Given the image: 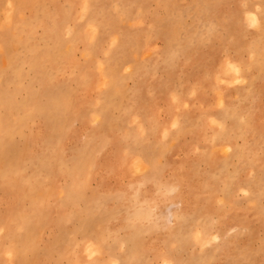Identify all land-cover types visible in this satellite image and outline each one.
Wrapping results in <instances>:
<instances>
[{
    "label": "rangeland",
    "instance_id": "1",
    "mask_svg": "<svg viewBox=\"0 0 264 264\" xmlns=\"http://www.w3.org/2000/svg\"><path fill=\"white\" fill-rule=\"evenodd\" d=\"M88 1L0 0V173L5 153L23 166L0 178V264L15 238L29 264H264V0H99L107 30ZM78 154L91 168L66 170Z\"/></svg>",
    "mask_w": 264,
    "mask_h": 264
},
{
    "label": "bare ground",
    "instance_id": "2",
    "mask_svg": "<svg viewBox=\"0 0 264 264\" xmlns=\"http://www.w3.org/2000/svg\"><path fill=\"white\" fill-rule=\"evenodd\" d=\"M86 1V0H85ZM98 3H99V0H92L91 2H87L85 5V9L84 10H86L88 13L90 12L91 13V18H89L90 20H89V22H90V25H91V27H93V30H94V28H95V30L97 29V27H103L104 28V25L99 21L100 19H98V16L97 15H95V11H97L98 10V8H97V5H98ZM117 3H119L120 4V2L119 1H117ZM84 5V4H83ZM83 10V9H82ZM89 13V14H90ZM103 13V12H102ZM255 18V17H254ZM258 18V17H257ZM103 19H105V18H103ZM257 20V19H256ZM1 21V20H0ZM50 25V24H49ZM108 25V24H107ZM68 27V26H67ZM54 28H56L55 30H54V33H53V36L56 38V39H59V30L61 29V28H59V23H57V25H56V27L55 26H53V29ZM107 27H105L104 29L105 30H107L106 29ZM53 29H51V30H53ZM49 31H50V29H48ZM20 31V29L19 28H14L13 29V32H19ZM65 31H68V30H66L65 29ZM64 31V32H65ZM71 32V31H70ZM95 32V31H94ZM108 31H105V33H107ZM16 33V34H17ZM47 33V32H46ZM66 33V32H65ZM94 35V34H93ZM92 35V36H93ZM24 37V36H23ZM2 38V37H1ZM93 38H94V36H93ZM116 39V38H115ZM22 41H23V38L21 39ZM115 42H116V40H114ZM61 44V43H60ZM127 44V41L125 40V42L123 41L121 44H119V47L120 48H123L125 45ZM116 47H118V46H116ZM68 48V47H67ZM66 48V49H67ZM169 48L171 49V46H169ZM108 55H109V58L107 59V64L109 65V73H110V76H111V81H106V80H104L105 81V86L106 87H108V91L109 90H113L112 88L113 87H111V86H114L115 84H116V81H114L115 80V77H116V70H117V68H116V65L114 66L113 65V63H114V50L113 51H111V52H108ZM107 55V56H108ZM106 56V57H107ZM99 63V62H98ZM12 65V63H10V66ZM103 68V67H102ZM96 84H95V88H96ZM2 88H3V83H2ZM101 90V89H100ZM107 90H105V91H107ZM54 91V90H53ZM105 91H100L99 92V96L97 97V99L95 100V102L97 103V104H103V106L100 108H96V110H95V116H96V119L95 118H93V116H92V118H93V120L95 119V121H98L99 119H100V116H101V109H103V115H104V118H109L108 117V108H109V102L107 103V97L105 96V94H106V92ZM107 91V92H108ZM125 95V94H124ZM64 97V96H63ZM31 99V98H30ZM77 99H78V101H77V104H76V112H78V114H76V118H78V117H81L82 118V122H84V123H86V121H88L89 119H87V118H85L84 117V115H83V109H85V107H86V104H88L90 101H88V102H81V99H82V97L81 96H79V95H77ZM63 100H66L65 99V97L63 98ZM62 100V101H63ZM66 105H67V102H65L64 103V105L62 106V108L63 109H65L66 108ZM96 106H98V105H96ZM81 110V111H80ZM99 116V117H98ZM70 121H71V119H70ZM177 122V121H176ZM60 124V125H59ZM58 124V126H57V128L55 129L56 130V132L58 131V133H60L59 134V136H61V132L63 131V129H65V128H68L69 127V125H70V123H68V125H66V127H65V125H62V123H59ZM177 125V124H176ZM175 125V126H176ZM17 131H19V130H17ZM92 135L94 136V134L92 133ZM99 135V134H98ZM97 135V136H98ZM101 135H99L98 137H100ZM2 137H4V129L3 128H1V126H0V140L2 139ZM128 137V136H127ZM60 137H58V139H59ZM90 138H92V137H90L89 136V138L88 139H86L85 140V142L83 143V148H82V151H84V152H86V150H90V148H92V150H95V151H101V149L102 148H104V147H102V146H104V142L103 141H100V142H98V143H96V144H93V145H91V139ZM47 139V138H46ZM46 139L43 141L44 143L43 144H45L44 146H43V148L46 146ZM105 140V139H104ZM56 140H54V142H55ZM53 143V142H52ZM57 144H58V140L56 141V147L53 145V148H48V151H46L47 153H46V159H47V161H48V166H52L51 167V170H53V167H55L56 165H57V161H59L60 162V164H61V162H62V160L63 161H65L66 160V158L65 157H63V155H64V153H63V149L62 150H60L59 151V153H58V150H57ZM134 145H136V144H134ZM133 145V148H135L136 146H134ZM80 146V145H79ZM55 150V151H54ZM74 150L75 149H73L72 150V152H74ZM103 150V149H102ZM79 151H81V149H79ZM132 151V154L131 155H129L128 157H127V159H126V161H125V166H127V168L129 169V167H128V165H131V163H134V165H136L137 166V164L138 163H140L139 165H140V167H143V165L141 166V161L140 160H137V159H135L134 158V154H135V149H132L131 150ZM81 153V152H80ZM79 155V156H78ZM77 156H76V162L74 163V164H67V168H66V170L68 169L69 171H70V169H72L71 170V172H73L74 170H76V168L77 169H79L80 167H82V169H87V168H89L90 166H92L91 165V163H90V161H88L89 159L87 158V157H84V155L83 156H81L80 154H78ZM2 157V156H1ZM0 157V158H1ZM3 157H4V159H3V161H2V163H3V167H4V172H2V173H0V178H1V185H6V187H7V184H10V186H11V179L13 178V176L15 175V174H18V176H20V174L23 172V166H20V165H17L16 163H15V161H14V158H13V156H12V154L11 155H7L6 153L3 155ZM80 157V158H79ZM61 158H63L62 160H60ZM35 160H37L36 159V157L34 158V160H33V162L35 161ZM71 165H73V166H71ZM139 165L137 166V167H134V169H139ZM66 165H64V167H65ZM59 167V166H58ZM61 167H62V165H61ZM96 167H99L97 164H96ZM132 167V166H131ZM91 168V167H90ZM81 169V168H80ZM88 170V169H87ZM39 172V171H38ZM40 173V172H39ZM49 172H47V171H45L44 173L42 172V176L44 177V179H43V183H42V186H40V192H39V194L40 195H38V197H40V199L42 198V200H44L43 198H45L46 196H47V194L46 193H44V192H42L43 190H44V188H45V186H46V183L49 181V179L51 178V175L53 174L52 172H50V174H48ZM76 173V172H75ZM134 173V172H133ZM35 174H37L36 176H35V178L34 177H29L30 175H28V178H27V176L26 175H24V177H25V179H26V181H25V185L27 186V197H30L31 196V192H30V189L31 188H34L35 186H34V184L35 183H39V174L38 173H35ZM76 177V176H75ZM18 179V178H17ZM255 179V178H254ZM76 180H74V182H75ZM21 183H22V180H21ZM76 183H78V182H76ZM19 185V184H18ZM23 185V184H22ZM51 186H54L55 187V185H52V180H51ZM19 187H21V186H19ZM68 189V193L70 192V193H74V192H76L77 190H76V188H67ZM136 193V192H135ZM30 194V195H29ZM34 195V194H33ZM46 195V196H45ZM141 195V191H140V189H139V193H138V199H139V201L141 202V199L139 198V196ZM146 198H148V197H146ZM146 198H144V200H146ZM152 201V204H151V207H152V210H153V212L154 211H157L158 210V206L156 205L157 203H155V204H153V202H155V199H152L151 200ZM21 204V203H20ZM101 206V205H100ZM19 207H21V206H19ZM102 211V210H101ZM112 211V210H111ZM16 213V212H15ZM36 214V213H35ZM157 215L156 216H158V213H156ZM18 215V214H17ZM178 214H177V212H172L171 213V216L174 218L175 216H177ZM45 217V216H44ZM9 218V217H8ZM29 219H30V217H28V219L26 220V221H24V223H21L20 224V228H19V230H25V229H27V227L29 226V224H31V223H29ZM6 220V219H5ZM4 220V221H5ZM32 221H34L35 222V219H32ZM9 222V221H8ZM17 222V221H16ZM38 222V221H37ZM43 222V221H42ZM5 223V222H4ZM13 223V222H12ZM19 223V222H18ZM40 223H41V221H40ZM1 225V224H0ZM39 225V224H38ZM42 225V224H41ZM40 225V226H41ZM6 226V225H5ZM17 226V225H16ZM31 226V225H30ZM35 226V225H34ZM13 227V226H12ZM1 229V228H0ZM40 230V229H39ZM1 231V230H0ZM8 232V231H7ZM35 232V231H34ZM13 233V232H12ZM33 233V232H32ZM6 234V233H5ZM9 234V233H8ZM21 234V233H20ZM21 235H23V234H21ZM34 235V234H33ZM9 236H10V234H9ZM14 236H15V234H14ZM14 236H10V237H14ZM3 237V236H2ZM11 238V239H12ZM16 239V238H15ZM12 240L11 242L13 243V245L14 246H11L9 249H8V254L9 255H11L12 257L14 256V255H16L17 256V260H19V263L20 264H29V262H30V260H28V258L26 257V258H24L23 259V257H20V255L18 254V252H17V250H18V247H17V244H18V239H16V240ZM22 239H23V237H22ZM8 240V239H7ZM10 240V239H9ZM61 240V239H60ZM60 240H58L59 242H60ZM20 241H21V239H20ZM122 241H124V240H122ZM10 242V243H11ZM8 243V242H7ZM21 243H22V241H21ZM25 243V242H24ZM119 243V242H118ZM125 243H126V240H125ZM20 244V243H19ZM55 244V243H54ZM61 244V243H60ZM4 245V244H3ZM35 245V244H34ZM59 245V244H58ZM24 246V245H23ZM22 246V247H23ZM88 246H90V245H88ZM87 246V247H88ZM34 247V246H33ZM86 247V246H85ZM24 248V247H23ZM89 248V247H88ZM24 249H26V248H24ZM35 249V248H34ZM60 249H61V247H60ZM28 251V248L26 249V251H25V254H27L26 252ZM34 251V250H33ZM68 251V250H67ZM51 253V252H50ZM2 254V253H1ZM3 255V254H2ZM25 256V255H24ZM88 256V255H87ZM2 258V257H1ZM15 258V257H14ZM52 258V257H51ZM47 261V260H46ZM14 262V261H13ZM9 264V263H8Z\"/></svg>",
    "mask_w": 264,
    "mask_h": 264
},
{
    "label": "snow or ice",
    "instance_id": "3",
    "mask_svg": "<svg viewBox=\"0 0 264 264\" xmlns=\"http://www.w3.org/2000/svg\"><path fill=\"white\" fill-rule=\"evenodd\" d=\"M252 24H253V26H255V19L253 18L252 19ZM233 68H234V70L237 72V73H239V68H236L235 66H232Z\"/></svg>",
    "mask_w": 264,
    "mask_h": 264
}]
</instances>
